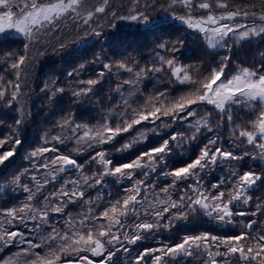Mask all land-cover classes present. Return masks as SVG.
Returning <instances> with one entry per match:
<instances>
[{"label": "trees", "instance_id": "obj_1", "mask_svg": "<svg viewBox=\"0 0 264 264\" xmlns=\"http://www.w3.org/2000/svg\"><path fill=\"white\" fill-rule=\"evenodd\" d=\"M239 77L264 0H76L0 36V264H264V102L214 95Z\"/></svg>", "mask_w": 264, "mask_h": 264}, {"label": "rangeland", "instance_id": "obj_2", "mask_svg": "<svg viewBox=\"0 0 264 264\" xmlns=\"http://www.w3.org/2000/svg\"><path fill=\"white\" fill-rule=\"evenodd\" d=\"M75 2L76 0H71L70 2L60 1L49 7H35L37 6L35 5L34 8L22 3H11L10 0H0V36L30 35L31 25L40 20L48 19L50 14L58 13L60 10L68 8L70 3ZM16 8L22 9L17 10ZM84 44L81 43L80 46ZM238 93L246 94L264 102V80L255 82L244 77H239L237 80L226 85L218 83L214 91L215 98L218 100L217 102L221 104L226 103Z\"/></svg>", "mask_w": 264, "mask_h": 264}]
</instances>
